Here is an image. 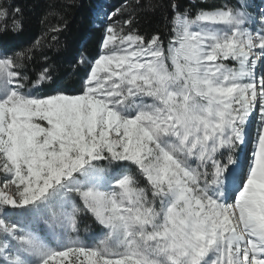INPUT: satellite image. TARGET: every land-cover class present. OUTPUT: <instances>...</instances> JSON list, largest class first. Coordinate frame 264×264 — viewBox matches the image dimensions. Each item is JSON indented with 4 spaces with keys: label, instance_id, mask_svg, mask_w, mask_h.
Returning <instances> with one entry per match:
<instances>
[{
    "label": "snow or ice",
    "instance_id": "1",
    "mask_svg": "<svg viewBox=\"0 0 264 264\" xmlns=\"http://www.w3.org/2000/svg\"><path fill=\"white\" fill-rule=\"evenodd\" d=\"M177 8L167 47L108 13L75 94L0 56V264H264V0Z\"/></svg>",
    "mask_w": 264,
    "mask_h": 264
},
{
    "label": "trees",
    "instance_id": "2",
    "mask_svg": "<svg viewBox=\"0 0 264 264\" xmlns=\"http://www.w3.org/2000/svg\"><path fill=\"white\" fill-rule=\"evenodd\" d=\"M9 3L13 8L18 7L21 10L17 19L22 21L23 27L18 31L11 30V13L7 21H0L2 56L31 47L37 39L41 40V46L35 51L29 68L35 71L43 67L51 68V82L39 89L40 95H46L56 89L70 94L79 91L90 65H78L77 61L81 54L88 61L97 57L98 45L110 23L107 14L121 8L125 3L135 13L131 27L125 26V30L136 29L138 34L148 38L158 33L167 47L171 25L166 17L170 20L173 15L171 4H177L178 11L189 8L195 14L198 8L215 7L224 3L235 4L236 0H207V3H201L200 0L195 3L193 0H140L139 4L135 0H0L3 5ZM100 9L105 16L98 14ZM130 15L132 12H123L114 19L122 23ZM5 25L8 30H4ZM57 26L61 27L60 31H51ZM44 57H47L46 62ZM30 75L35 78L34 72ZM88 225L96 230L91 218L83 217L80 224L82 236ZM40 226L41 224L38 225L39 229Z\"/></svg>",
    "mask_w": 264,
    "mask_h": 264
},
{
    "label": "rangeland",
    "instance_id": "3",
    "mask_svg": "<svg viewBox=\"0 0 264 264\" xmlns=\"http://www.w3.org/2000/svg\"><path fill=\"white\" fill-rule=\"evenodd\" d=\"M255 3H260V0H257ZM259 112V110H258ZM258 115L259 113H255L251 118L250 120H252L253 122L249 123V128L253 126V130H252V133L255 132V129H256V126L258 124ZM42 228L44 227L43 224L41 225Z\"/></svg>",
    "mask_w": 264,
    "mask_h": 264
}]
</instances>
